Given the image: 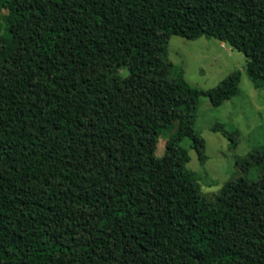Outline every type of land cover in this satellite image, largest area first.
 <instances>
[{
	"label": "trees",
	"instance_id": "obj_1",
	"mask_svg": "<svg viewBox=\"0 0 264 264\" xmlns=\"http://www.w3.org/2000/svg\"><path fill=\"white\" fill-rule=\"evenodd\" d=\"M171 35L264 81V0H0V264H264V143L212 198L179 147L204 160L198 97L220 105L240 74L190 86Z\"/></svg>",
	"mask_w": 264,
	"mask_h": 264
},
{
	"label": "rangeland",
	"instance_id": "obj_2",
	"mask_svg": "<svg viewBox=\"0 0 264 264\" xmlns=\"http://www.w3.org/2000/svg\"><path fill=\"white\" fill-rule=\"evenodd\" d=\"M166 58L190 86L202 91L214 87L233 71L240 74L238 92L220 105L212 106L205 95L198 97L193 129L204 139V160L197 158L188 138L179 143L200 192L212 198L224 182L240 174L235 159L264 143V81L252 82L245 73L243 54L212 37L187 39L171 35ZM120 72L123 77L128 76L126 68ZM219 124L233 134L234 142L221 134ZM163 142L160 136L157 156L162 153ZM250 176L254 177L253 172Z\"/></svg>",
	"mask_w": 264,
	"mask_h": 264
}]
</instances>
